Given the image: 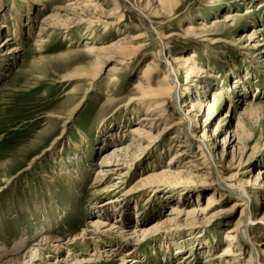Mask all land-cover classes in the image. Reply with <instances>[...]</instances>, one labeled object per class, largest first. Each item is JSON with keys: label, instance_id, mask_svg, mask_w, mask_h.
Segmentation results:
<instances>
[{"label": "rangeland", "instance_id": "374dc122", "mask_svg": "<svg viewBox=\"0 0 264 264\" xmlns=\"http://www.w3.org/2000/svg\"><path fill=\"white\" fill-rule=\"evenodd\" d=\"M82 1L0 0V264L50 237L61 250L46 251L33 264H250L251 258V264H264V0H142L140 10L129 0H104L101 12L118 5L120 14L107 23L122 16L119 25L95 15L86 18L92 24L45 28L49 33L37 37L41 21L66 16L65 8ZM18 17L23 24L33 20L32 33L23 26L14 34ZM124 38L129 42L113 48H127L123 65L98 67L105 55L89 50ZM252 39L262 44L260 51L243 49ZM15 47L19 51L7 55ZM174 58L179 63L172 64ZM152 62L160 72L152 88L166 79L172 91L165 99L168 121L158 122L152 139L119 169L122 179L112 176L98 187L114 183L119 189L91 201L105 156L130 148L132 129L148 130L140 121L145 108L134 100ZM188 69L198 75L186 79ZM77 73L83 80H68ZM185 103H202L200 115L198 107L193 112L197 124L173 126L184 118L179 109ZM237 123L247 147L242 171V146L236 140L234 150L228 148ZM204 131L211 137L205 145L198 141ZM115 132L125 137L121 144L112 140ZM186 137V156L174 163ZM213 140L217 161L227 142L224 160L215 161L218 170L225 179L240 171L239 182L219 183L206 149ZM200 148L210 170L197 160ZM179 172L185 177L152 179ZM114 198L119 202L103 208ZM241 199L244 208L235 206ZM240 221L246 228L237 234L235 253L224 259L225 236ZM96 222L106 227L88 228ZM20 241L24 247L13 251Z\"/></svg>", "mask_w": 264, "mask_h": 264}, {"label": "bare ground", "instance_id": "6f19581e", "mask_svg": "<svg viewBox=\"0 0 264 264\" xmlns=\"http://www.w3.org/2000/svg\"><path fill=\"white\" fill-rule=\"evenodd\" d=\"M103 1L104 0H84L82 2H79V3L75 4V5L70 6L69 8L68 7L65 8L63 11L66 14V16H63L62 17L60 15V13H56L55 15L54 14L50 15L48 18H45L43 21H41L38 24L39 26H38V34H37V37H39V36L41 37L42 36V38H43V36L47 33L46 32L47 29H58L60 27L62 29H67L70 26H77V25H82V24H85V23L92 24V22L86 20V18L89 17V18L93 19V17L95 15H98V18L96 19L97 21L104 22L105 24H108L107 22L109 21V18H112V17L114 18V17L118 16L120 14V11H119L118 5L114 4V6H113L114 9H112L109 13L101 12L100 10H102V9L100 7L101 6L100 3H102ZM129 1L132 2L133 7L136 8V9H139V5H141V2H142V0H129ZM34 2H38V0H34ZM164 2H166V0H164ZM42 6H44V5H42ZM28 11H30V10H28ZM69 16H71V17H69ZM30 17H26L28 23H24V24L21 23V19L19 17L16 18V30L14 32L15 35H19L20 34L21 27H23V26H27L28 27L29 34H30V32L31 33L33 32V20L32 19H29ZM122 19H123V17L120 16V18L115 23L112 22V23H109L108 25H112V26L119 25L122 22ZM102 20H104V21H102ZM34 28H35V26H34ZM45 28H47V29H45ZM142 39H144V38H142ZM135 40H137V39H135ZM135 40H133V41H135ZM128 42L129 41L124 38V39L118 41V43L116 42L117 43L116 45L110 46L108 48L105 47V48H100V49H97V50L91 48L89 51H93V52H97L98 51L97 53L98 54H101V56L102 55H105V58L104 59L102 57V61L103 62H98L99 60H97L98 63L97 62L96 63L99 65L98 67L101 66V68H102L103 65L110 64V63H112V64H114V66H117L118 67V66H122L123 65V60L125 58V54H126L127 48L124 47V48H122L121 51H114V49H116L115 47H119V46L122 47V44L124 45V43H128ZM41 44H42V41H39L37 43V45H39L38 47H40ZM262 47L263 46H262L261 43H259V44L258 43H255V40L252 39V41L249 42L247 44V46H245L243 49H246V50H249V51H250V49H257L258 51H260L262 49ZM40 48H42V47H40ZM141 48L142 47H139L138 50H140ZM136 50L137 49H135V51ZM17 51H19V48L18 47H15V48L11 49L10 51H6V53L9 56H14ZM132 51H133V49H132ZM99 56L100 55H98V58H99ZM168 60H169V58H168ZM169 62H170V60H169ZM177 62L179 63V61H177L175 59L174 62L172 61V64L173 63L174 64H177ZM101 68H100V71H101ZM191 70L192 69H188L187 70L186 79L188 78V76L190 77L191 75L192 76L193 75H198V71H197V74H196V72H195L196 70L195 71H191ZM100 71H99V68H98V71H96L95 74H94V79L99 76V74L101 73ZM159 73L160 72H159V69H158V66L157 65H155L153 62L150 63V64H148L147 67L145 68V70L142 73V76L140 78V80H141L140 84L137 85V87H136L137 91L139 92V96L134 101L136 103H138L139 106L145 108V115H144L143 118H141L140 121H143L144 122L143 126H144V128H148V130L146 132H144L143 130H139L137 128L136 129H132L129 132L130 135H131L130 137L132 138L130 148H126V149H123L121 151H120V149L117 148L116 151L112 155L105 156L104 160L99 164L98 170H97L96 175H95V178L96 179H95L94 182H95L96 186H94V185L93 186L95 187V189L97 191L94 192V194H93L94 196H92V200L91 201H94L96 199L94 197H97L98 198V196H105L106 194L114 193V192H116L119 189L118 187L115 186L116 184H114V183L113 184H110L108 186H104V187H100V188H98V187L102 183H104L106 180L110 179V177H112V176H118L117 179L114 178L115 180L122 179L123 178V174L120 173L121 171L119 169L120 168H126L128 166V164L133 159H135L134 158L135 157L134 155L139 150V148L142 146V143L144 141H146L147 139H152V135L151 134L155 131L158 122L168 121V119L166 118V116H167V109H165V99H166V97H170L171 96L172 91H171L170 87L167 86L166 79H163V80H160L159 82H157L156 83V87H157L156 89H153L152 88V86L155 84L154 76H157ZM77 74H79V75H74V76L70 77V79H68V80H71L73 78H75V79L76 78H79L78 76H80L82 73H77ZM83 75H85V74H83ZM80 77H81L80 79L83 80L82 77H84V76L81 75ZM215 103H216V99L214 97H212L211 105L208 108L206 107V109L208 110V114L213 109V106H214ZM196 107H198L200 110L197 111L196 110ZM202 107H203L202 103L201 104H196V106L195 105H192L191 103L190 104L189 103L183 104L181 106V108L179 109V111H180V113H182V115L184 116V118H181L180 121L177 120V122L175 124H173V126L180 127L182 125L181 122H183L184 120L186 122H189L192 126H195L197 124V121H196V116L193 115L194 114L193 112L197 111L198 114H199L201 112ZM184 108H186V109H184ZM247 108H245L243 110L242 116H244V115L247 114ZM182 109H184V110H182ZM175 115H177V114H175ZM240 130H242V129L240 128ZM240 130H239V124L237 123L236 124V130L234 131L233 136L231 137L232 139L233 138L234 139H233L232 142L231 141L228 142V148L229 147H233V150H234V147H236L238 145H241L242 146V147H239V149H238V151H240V153L238 155L239 156V158H238L239 159V162H238L239 164L242 163L241 162L242 159H240V158H242V157L245 156V152H246V148H247V147H245L243 145V143L245 142V139L243 137H240L241 136V133L239 134ZM181 134H182V132L180 131V135ZM111 137H112V140L114 142L117 141V143H120V144L123 142L121 138H123V139L125 138L119 132H115L114 135H112ZM178 138H179V136L175 137V139H178ZM209 138H211V137H209L207 135V133L204 131L203 134L198 139V141L201 144H204L205 145L206 140H208ZM185 139L186 140L184 142H179L180 145L177 146V147H179L181 149L179 151L180 156H178V157L175 158V160H174L175 162L174 163H177L176 161L178 159H181L182 157H185L186 156L185 150L188 147H190L189 146L190 145V142H189V140H187L188 139L187 137ZM236 140H238L237 145L236 146H231V145H233V143ZM223 145H224L223 146L224 151L222 152V155H221V157H220V159L218 161L216 160L217 159L216 157L215 158L213 157L214 152H216L217 147H219V145H217V141L216 140H213V143L210 145L212 147L211 150H209L208 147L206 148L208 150L207 151L208 152L207 154H208L209 159H210V165H212L215 168V170H216V172L218 174V177H219L218 178L219 183L221 185H225V184L227 185V184H229V182H236V181L239 182L240 180H238V177H240V175H243V174H239L240 171H242L244 169L243 168V165H241V164L239 165L240 171H238L236 173V175L234 174L233 176H231V177H229L227 179L223 178V176H222L223 174H221L220 171L217 168V165H216L215 161L221 163V160L222 159L224 160V155H225V152H226L225 151V148L227 146V142L225 141V143ZM141 149H142V147H141ZM183 153H185V154H183ZM198 153H200V156H203L201 159H197L198 161H201L200 164H201L202 170L203 169L210 170L209 166L206 164L207 157L205 156V153L202 152L201 148L199 149ZM234 157H236V156L233 153V162L232 163H234V160H235ZM188 164H190V168H192V169L193 168L194 169L196 168V165L192 164L191 161ZM232 167H234V164L231 165V169H233ZM189 172H192V170L190 169ZM185 174H184V172H179V173H174V174H172V173H165L164 175H161V176H153L152 179H156L157 180L159 178L162 179V178H167L169 176H170V178L171 177L172 178H177V177H183ZM207 175L208 176L205 178V180L209 179V175L210 174H207ZM238 186H239L238 188H240L239 190H242L243 186L242 185H238ZM238 188H235V189H238ZM231 191H233V190H231ZM232 195H236L234 193V191H233ZM115 202H119V200L117 198H114V200H112V199H106V202H104L102 204L103 205V208H106V210H109L110 208H112V205ZM213 202L214 201L212 199H211V201L208 202V208H207V210L210 209V207L213 205ZM235 206L244 208L245 207L244 200L243 199L238 200L235 203ZM207 210L206 211L203 210V211H201L199 213L196 212V211H194L193 213L186 214L185 217H186V219L187 218H190V217L193 218L197 214H205L207 212ZM244 213L245 212H244V209H243L242 212H241V216H244ZM175 215L179 217L182 214L175 212ZM101 216H104V215L101 214ZM243 223H244L243 221H240L239 223H237L236 226H235V229H232L225 236L226 241L229 244L225 248L224 253H222L220 255V256H224L225 255L224 256V259L225 258H228L230 256V253H235L237 234H238V232H239V230H240L241 227H245L246 228L245 224H243ZM94 226L96 228H105L106 227V226H102L101 223L96 222V223H94V225H89L88 228H94ZM121 234H123V233H121ZM132 234H135V232L132 233ZM76 240H78V239H76ZM73 241H74V239H73ZM24 243H25V241H20V243L13 242L12 243V250L14 251V250H17L18 248L20 250L21 247L24 245ZM51 249H53L55 251H60L61 250L60 241L58 239H56V237L55 238H52V237H50V238H44L32 250L27 251L28 253H26L23 257H20V256L19 257H16V258L8 261L5 264H28V263L29 264H33L36 261L43 260L44 259V253L46 251L51 250ZM0 253H3V249H1V248H0ZM217 258L218 257H216L215 259H209L207 261V263L208 262H214L215 260L217 261ZM251 261H252V258L249 261L250 264H251Z\"/></svg>", "mask_w": 264, "mask_h": 264}]
</instances>
